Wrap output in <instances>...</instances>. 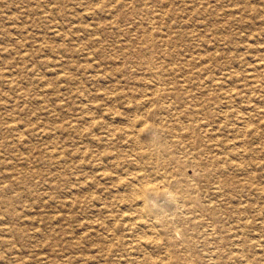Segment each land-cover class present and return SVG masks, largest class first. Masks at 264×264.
<instances>
[{
	"label": "rangeland",
	"instance_id": "rangeland-1",
	"mask_svg": "<svg viewBox=\"0 0 264 264\" xmlns=\"http://www.w3.org/2000/svg\"><path fill=\"white\" fill-rule=\"evenodd\" d=\"M0 56V198L16 199L0 205V264H84L82 237L85 264H221L243 239L206 235L214 227L205 209L230 206L202 190L198 167L230 155L240 167L220 180L250 227L244 264H264V0H0ZM156 107L170 108L157 116L163 123L200 124V143L194 131L181 139L145 129L137 139L149 157L131 165L138 145L106 141L107 126L127 128L126 116L145 119ZM104 170L111 180H100ZM132 185L147 187L144 199H124ZM105 203L115 220L98 213ZM136 223L151 226L140 230L149 239L177 244V256L131 249ZM92 230L104 234L101 254Z\"/></svg>",
	"mask_w": 264,
	"mask_h": 264
},
{
	"label": "bare ground",
	"instance_id": "bare-ground-1",
	"mask_svg": "<svg viewBox=\"0 0 264 264\" xmlns=\"http://www.w3.org/2000/svg\"><path fill=\"white\" fill-rule=\"evenodd\" d=\"M21 6V5H20ZM113 7V6H112ZM151 11V10H150ZM246 11V10H245ZM92 12V11H91ZM88 13V12H87ZM72 15V14H71ZM239 24V23H238ZM150 26V25H149ZM152 26V25H151ZM164 26V25H163ZM153 31V30H152ZM88 33V32H87ZM150 37V36H149ZM105 38V37H104ZM50 43V42H49ZM83 43V42H82ZM209 43V42H208ZM165 45V44H163ZM253 48V47H252ZM171 49V48H170ZM2 52V50H1ZM12 52V51H11ZM5 53V52H4ZM3 54V52H2ZM70 54V53H69ZM91 54V53H90ZM8 55V54H7ZM6 55V56H7ZM120 57V56H119ZM1 58V56H0ZM147 58V59H146ZM2 59H3V56H2ZM6 59V58H5ZM145 61L148 62L146 64L149 65V62L150 60L148 59V57H145ZM255 59V58H254ZM1 62V61H0ZM47 63V62H46ZM180 63V62H179ZM44 66V65H43ZM225 69V68H224ZM38 70V69H36ZM53 71V70H52ZM157 71V70H156ZM252 72V71H251ZM61 75V74H60ZM154 75V74H153ZM13 77V76H12ZM133 77V75H132ZM6 78V77H5ZM15 79V78H13ZM248 79V78H247ZM257 79V78H256ZM4 80V79H3ZM11 80H9L10 82ZM157 82V81H156ZM158 83V82H157ZM97 84V83H96ZM9 85V84H8ZM153 85V84H151ZM159 85V84H158ZM157 85V86H158ZM232 85V84H231ZM163 86V85H162ZM156 87V86H155ZM160 87V86H159ZM152 88V87H151ZM162 88V87H161ZM160 88V89H161ZM165 88V87H164ZM1 93V92H0ZM113 94V93H112ZM114 96V95H113ZM231 96V95H230ZM150 97V96H149ZM84 98V97H83ZM127 99V98H126ZM142 99V98H141ZM150 107V106H148ZM152 107V106H151ZM170 108H162V107H156L153 109V111L148 115L146 116L145 119H143V117H138L136 116V118L134 119H129V117L126 116V122H127V125L126 127L127 128H118L116 127L115 125H111L110 127H108V134L105 135V140L108 141V142H111V141H114L115 139H125L127 140L128 142H136V145H138L137 148H135V151H136V154H135V159L132 160L130 163L131 165H138L141 166L142 164L145 165L144 163V160L147 159L149 157V153L148 151L146 150V147L149 146V143H145L146 146H143L141 145L139 142H138V139L139 137H141L142 133L145 131V129L147 130H150L151 133H153V135L155 136H159L161 135V133H169L171 135H174L175 133H178L180 134V138L181 139H186L188 136H189V131H194L195 133H199V131L201 132V126L200 124H198L197 126H186L180 122H173V121H170V120H167L168 122L166 123H163L162 121L158 120V114H161V113H165L167 111H169ZM238 110V109H237ZM140 111V110H139ZM228 111V110H227ZM247 111V110H246ZM132 112V111H131ZM172 112V111H170ZM86 113V112H85ZM111 113V112H110ZM106 113L105 115L109 117V120H114V119H117V117H120L121 115H117L116 113ZM239 114V113H238ZM242 115V114H241ZM161 116V115H160ZM223 116V115H222ZM157 119H156V118ZM115 121V120H114ZM182 121V120H181ZM229 122V121H228ZM227 122V123H228ZM259 122V121H258ZM88 123V121H87ZM90 123V122H89ZM117 123V122H116ZM257 123V122H256ZM123 124V123H121ZM230 124V123H229ZM84 125V124H83ZM87 125V124H86ZM225 125V124H224ZM223 125V126H224ZM227 125V124H226ZM250 125V124H249ZM255 125V124H254ZM99 124L97 125L96 123L94 125H91L92 128H96L98 127ZM235 126V125H234ZM102 127V126H101ZM231 127V126H230ZM235 130V129H234ZM12 131V130H11ZM246 131V130H245ZM13 132V131H12ZM77 133V131H76ZM264 134V133H263ZM152 135V136H153ZM200 133L198 134V143H200ZM153 136V137H154ZM259 136L261 137V134H259ZM216 137V136H215ZM263 138V137H262ZM261 138V139H262ZM173 140V139H172ZM196 140V139H195ZM256 141V140H254ZM127 142V143H128ZM231 143V142H230ZM233 143V142H232ZM260 143V141H259ZM171 146L175 143L171 142L170 143ZM180 144V143H178ZM244 144V143H243ZM161 145H163L160 140H155L154 142L151 143V147H160ZM254 145V144H253ZM243 146V145H242ZM217 147L215 146L214 150L216 149ZM243 148V147H242ZM131 149V148H130ZM170 149V148H169ZM229 149V147H228ZM210 150H212V147H210ZM243 151V150H242ZM186 153V151H185ZM213 153V152H212ZM211 153V154H212ZM245 153V152H244ZM89 154V153H88ZM109 153H105L103 156L105 158H107ZM218 154V153H217ZM237 154V153H236ZM151 155V154H150ZM235 155V154H234ZM238 156V155H237ZM187 157V156H186ZM133 158V157H132ZM249 158V157H248ZM112 159V158H111ZM110 159V160H111ZM115 159V158H114ZM131 159V158H130ZM197 160V159H196ZM258 161V160H256ZM217 163H215L216 165H214L212 167V165H207L205 168H203L202 165H200V170L201 171H204L203 173H201V179H202V190L204 189L207 193L210 194L211 196V199L212 200H215V203H219L221 204L222 202H227L228 206L230 207H227V206H222L224 208H221L219 205H213V206H209L208 208L205 209V212H206V216L209 217V219L213 222V225L212 227H214V229L210 231H207L208 233L206 235H208L209 237H213L214 234L216 235V231H219L218 233H229L230 237L232 238H235V239H243V244L244 246H240L238 247L237 251L235 250V252H230L228 255L226 256H220V258L222 259V262L221 264H244V260L246 259V251L248 252V247H246V244H247V240L249 239V235L247 234V230L250 228L248 223H247V220L245 219V217H243V213H240L238 212L237 210H234L235 208L232 207V202H233V199L235 198L233 193L232 192H229L228 190H226L224 188V182L222 183L221 180H220V176H221V172L224 170V171H230V169H233V168H236V167H240V164L238 161L234 160L233 159V156L230 155L228 158L226 159H221V158H218V160L216 161ZM212 163V161H211ZM214 163V161H213ZM196 164V162H195ZM98 166V164H95L93 166ZM257 165V163H256ZM212 167V168H211ZM94 168V167H93ZM172 168L170 167V164H166V165H162V166H158V170L162 172V174H167L169 173L168 171H170ZM102 173L100 174V180L101 181H108V180H111V177L109 175V173H107L105 170L104 171H101ZM243 172V171H242ZM227 173V172H226ZM24 174V173H23ZM139 176L136 178L137 180H139ZM20 180V179H19ZM113 180V179H112ZM158 180V179H156ZM27 181V180H26ZM170 181V180H169ZM2 182V181H1ZM201 182V181H200ZM228 183V181H227ZM16 184V183H14ZM178 184L181 185L182 184V181L181 180H178ZM261 186V185H260ZM167 187V185H163L162 188H165ZM144 188H147V187H144V186H136V185H132L130 186V190L131 191L129 193L130 196H125L124 199L126 198H129L131 199L132 201H139L140 199H144V196H145V189ZM122 190V189H121ZM128 190V189H127ZM169 190V189H168ZM150 191L152 193V195H156L157 192L159 191L157 188H154L153 190V187L150 188ZM1 196V195H0ZM169 196V194H168ZM175 200L177 199L178 196H175L173 195L172 196ZM204 197V196H203ZM3 198V199H2ZM0 198V205L4 204V205H7L9 206V208H13L15 206V200L16 199H13V198H10V197H2ZM169 198V197H168ZM209 198V197H208ZM127 200V199H126ZM244 200V199H243ZM90 201L91 203L93 202V199L90 198ZM108 201V200H107ZM173 201V200H172ZM211 201V200H210ZM77 202V201H76ZM176 202V201H175ZM212 204H214L213 201H211ZM239 203V202H237ZM250 203V201H249ZM253 204V203H252ZM232 205V206H231ZM245 205V204H244ZM197 209V208H196ZM124 210V209H123ZM253 212V211H252ZM98 213L99 214H106L108 215V217L112 220H115L116 219V215H115V212L114 210H112L111 206H109L107 203H105V210H102V209H99L98 210ZM258 213V212H257ZM139 216V215H138ZM62 217V216H61ZM80 217V216H79ZM121 217V219H123V215L119 216V218ZM191 217V216H190ZM54 218V217H52ZM87 218V217H86ZM93 218L96 219V217L94 216ZM92 218V219H93ZM91 219V218H89ZM88 219V220H89ZM119 220V221H122V220ZM125 219H128V218H125ZM161 219H164L161 218ZM97 220V219H96ZM112 220V221H113ZM232 221L233 223L237 224L236 226H239L235 232H233L234 230L230 229V228H226V226H224V222L225 221ZM126 221V220H125ZM192 221V225L194 228H200L202 226H204V224L202 222H199L197 220V218H193L191 219ZM90 222V221H89ZM98 225L96 227L97 229H101L103 228L104 230V234L105 232H107V228H106V225L105 223L103 222H100L98 220ZM116 222V221H115ZM240 222H243L244 224V227L238 225L240 224ZM259 222V221H258ZM96 223V222H95ZM113 223V222H112ZM129 223V221H128ZM126 224V223H125ZM131 224V223H129ZM90 225V227H93L92 225H94V221L91 220L90 224H88V226ZM230 225V224H229ZM242 225V224H241ZM127 226V225H125ZM222 227V228H218V227ZM44 227V226H43ZM211 227V228H212ZM230 227V226H229ZM9 228V227H8ZM123 225L120 224V223H113L112 225V230H113V233L114 234H122L123 232ZM151 226L148 225L147 223L141 225V224H135L134 226L130 225V228L128 227V229L130 230L131 232V235L129 237H132V240L130 241V243L127 245H130L131 246V249H138V250H142L144 248V246H147V245H152L153 248H165L166 249V254L168 255V257H171L172 259L174 258V256L176 257L177 254H178V246L177 244H173L170 240L168 239H165V238H159L162 236V233L159 234L157 236L156 239L152 240V239H149L148 236H146L145 234H142V231L143 230H150ZM207 228V227H206ZM94 229V227H93ZM210 229V228H209ZM142 230V231H140ZM178 230V229H177ZM216 230V231H215ZM8 232V230H7ZM68 232V231H67ZM93 232V230H92ZM95 232V231H94ZM93 234L90 236V238L92 237V239L94 237H96V239L98 241H96L95 243L92 244L93 248L95 247L98 251L97 253H100L102 252V248H103V245H104V242H105V237H104V234ZM144 232V231H143ZM210 232V233H209ZM12 233V232H11ZM71 233V232H70ZM249 233V232H248ZM17 234V233H16ZM232 234V235H231ZM3 235V234H2ZM19 235V234H17ZM177 235V234H176ZM251 235V234H250ZM137 238V239H134V238ZM4 238V237H3ZM24 240V239H23ZM30 240V238H29ZM36 240V239H35ZM86 240L82 237V238H78V240L76 241L75 243V248L77 249L78 253V261L80 262H83L84 264L88 262V258L90 257H87L86 256V253H85V245L83 244ZM209 241V240H208ZM137 242V243H136ZM206 242V241H205ZM210 242V241H209ZM220 242V241H219ZM237 242V241H236ZM136 243V244H134ZM35 244V243H34ZM31 245V243H30ZM239 245V244H238ZM237 245V246H238ZM119 246V245H118ZM29 247V246H28ZM27 247V248H28ZM188 252L192 251L193 248L195 247L192 243H190L189 245L186 246ZM195 249V248H194ZM186 252V251H185ZM89 253V252H88ZM58 254V253H57ZM182 254V253H180ZM103 255V254H102ZM112 255L111 253L110 254H106V255H103V256H110ZM189 255V254H188ZM210 255V254H209ZM219 256V254H218ZM167 257V259H168ZM194 257V256H193ZM195 258V257H194ZM178 259V258H177ZM197 259V258H196ZM202 259V258H201ZM206 259V258H205ZM32 260V259H31ZM186 260V259H185ZM168 261V260H167ZM195 261V260H194ZM192 261V264L193 262ZM10 262V261H9ZM8 262V263H9ZM182 262H185V261H182ZM259 262V261H258ZM79 263V262H78ZM169 263V261H168ZM176 263V262H175ZM33 264V263H32ZM109 264V263H108ZM124 264V263H123ZM185 264V263H184Z\"/></svg>",
	"mask_w": 264,
	"mask_h": 264
}]
</instances>
